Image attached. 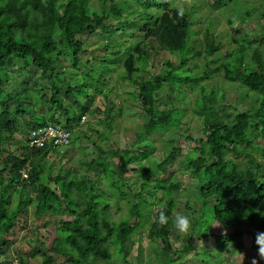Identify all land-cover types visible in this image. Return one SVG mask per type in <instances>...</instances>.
Masks as SVG:
<instances>
[{
  "label": "trees",
  "instance_id": "obj_1",
  "mask_svg": "<svg viewBox=\"0 0 264 264\" xmlns=\"http://www.w3.org/2000/svg\"><path fill=\"white\" fill-rule=\"evenodd\" d=\"M171 1L97 0V10L90 0H0V145L22 129V118H30V127L23 130L27 136L22 142V152L14 154L0 148V155L4 154L0 163V258L10 244L6 236L31 208L36 218L49 214L66 216L58 220L56 237L49 245L36 239L28 252L30 259L41 256L42 264H95L96 261L107 264L112 260L111 247L125 261L129 256L126 245L141 225L146 226L149 242L161 251L166 264L176 263L183 253L193 249L189 239H195L194 242L213 239L215 248L210 255L220 259L221 252L239 253L243 239L255 242V234L264 232V166L249 152L255 150L264 157V147L254 144L258 139L264 142V57L258 50L252 51L253 46L264 45L261 34L264 28L259 38L250 39L243 33L239 41L233 40L237 47L234 53L225 54L229 58L226 62L213 69L209 64L217 62L207 63L201 74L194 76L185 69L186 56L191 53L188 43L192 22L186 12L183 18L177 17L176 9L169 5ZM211 1L216 10L238 3V0ZM259 1L260 17L264 19V0ZM232 32L242 33L238 29ZM125 35L133 38L127 49L120 48L123 42L114 41L115 37ZM90 36L109 39L103 46L106 54L99 56V65L95 63L98 57L94 53L91 60H82L88 53L82 37ZM204 38L206 57H209L218 51L219 45H213L208 29ZM146 40L178 55L177 61H167L162 72L147 79L139 75L150 67L154 58L151 49L146 48ZM63 62L68 63V69L63 67ZM118 64L124 73L120 78L134 88L130 98L139 103L144 120L136 135L139 148L133 153L129 150L110 153L88 134L94 128L88 123L87 115L99 119L110 132L115 114H122L121 106L108 101L102 91L106 88L105 75ZM11 73L22 74L23 79L8 93L5 87L10 83ZM217 74H222L226 83L239 85L245 96L253 93V108L230 116L215 107V93L206 92L204 83ZM37 76L42 85L36 84ZM67 77H75L70 82L72 85ZM29 83H32L30 89ZM184 86L188 87V93ZM164 91L167 101L160 98ZM175 93L183 95L182 98L199 93L193 113L201 120L202 136L198 140L185 138L193 145L185 154L178 146L174 147L173 140L169 141L162 158L154 163L150 160L148 149L153 146L148 139L154 134L176 131L182 124L183 110L178 107L177 95L172 97ZM97 95H102L103 105H95ZM37 106H47L46 114L37 115ZM82 116L87 122H80ZM49 125L70 133L62 154L52 143L41 148L28 144L32 130ZM97 133L101 142L108 136ZM73 135L83 137L93 146L98 156L88 167L100 169L101 177L108 180L118 197L117 205L119 200H125L128 218L134 217V222L125 219L114 223L109 219L108 200L96 179L85 180L69 170L51 174L47 159L53 155L64 157L68 148L74 150ZM107 155L120 159L122 165L117 171L111 169ZM231 156L243 157V162ZM176 162L183 173L195 180L196 191L193 205L185 204L186 211L192 213L189 216L192 228L184 235L182 248H174L171 241L177 208L175 195L181 184L161 180V175ZM85 164L81 163V167ZM131 164L137 165L134 170L143 179L140 190L132 195L125 192L127 185L123 180L124 167ZM22 172L27 178H23ZM160 212L169 217L164 227L156 223ZM214 225L218 226L219 234L212 231ZM171 253L177 256L176 260L168 257ZM198 255L208 264V252H197ZM56 258L62 262L56 263ZM17 262L25 264L22 260ZM259 264H264V260Z\"/></svg>",
  "mask_w": 264,
  "mask_h": 264
},
{
  "label": "rangeland",
  "instance_id": "obj_2",
  "mask_svg": "<svg viewBox=\"0 0 264 264\" xmlns=\"http://www.w3.org/2000/svg\"><path fill=\"white\" fill-rule=\"evenodd\" d=\"M92 6L95 9H99V3L97 0H90ZM171 8H177L183 6L186 13L189 14V19L192 22L191 34L189 36L188 48L191 50L186 57L185 69L189 70L192 75H199L203 71L205 65L211 62H217L216 64H209V68L213 69L226 62L229 58L225 57L226 53H234L236 50V43L233 40L239 41L243 33L248 34L250 39L260 37L261 29L264 28V19H261L260 12L262 10L261 3L259 0H238L237 5H230L228 8L221 10L213 9V1L211 0H172L169 2ZM250 16H246V14ZM160 14V13H159ZM112 21V24H115ZM232 23V25H231ZM209 30L210 36L214 46L219 45L218 51L213 55L206 57V45L204 35L206 30ZM232 29L241 30L242 33L234 34ZM132 33V32H131ZM261 34H264L262 32ZM133 38L129 36L115 37L114 41L123 42L120 48H130L131 41ZM84 42V49L88 53L82 56V60H91L94 55L98 57L95 63L99 65V56L105 55L106 51L103 46L109 42V39L104 36L96 37H82ZM137 40H142L137 37ZM146 48H150L154 58L151 60L150 67H147L139 75L147 79L151 74H158L163 71L164 65L169 60L178 59V55L170 54L166 51L161 50L154 41L146 40ZM102 47V49H100ZM112 50V49H109ZM118 51L119 48H115ZM253 50H258L264 57V45H255L252 47ZM251 51V52H252ZM111 52V51H110ZM97 65V66H98ZM65 69L69 68L67 62H63ZM114 71L105 75V87L102 91L103 94H107V100L113 102L117 106H121L122 114H115V120L111 124L112 130L108 132V129L99 121L97 118H90L87 115V121L91 124L94 131H88L89 136L92 140L96 141L103 150L109 151L110 153L116 150H129L133 153L138 149L139 144L136 143L137 132L140 126L144 123L141 117V109L137 101H133L130 98L131 93H135L134 88L130 85L129 81H123L119 75H124L121 65H115ZM84 71V68H81ZM23 79L22 74L17 76L11 73L10 83L6 85L5 90L8 93H12L16 86L19 85ZM69 84L75 81V77L70 79L66 78ZM36 84L42 85L39 76L35 77ZM70 80V81H69ZM45 85H48L45 83ZM72 85V84H71ZM32 83H29V89ZM206 92L213 91L216 96L214 106L223 109L228 115L233 116L236 113L243 112L253 108L254 96L253 93L248 94L236 84H228L224 81L222 74L212 76L208 81L204 83ZM188 87L184 86V90L188 93ZM133 93V94H134ZM92 94V92H91ZM165 94L160 93V98L165 100ZM175 93L172 97H175ZM222 97H221V96ZM255 95V94H254ZM183 95H177L178 107L183 110L182 124L179 129L166 134H154L148 141L152 144V148L148 149L150 152V160L157 162L162 158L168 147V142L173 140L174 147L178 146L182 153L185 154L192 150V143L185 139L190 136L193 140H198L201 135V120L196 117L193 110L196 106V99L200 98L199 93H192L186 98H182ZM95 105H103L102 95H97L94 99ZM167 101V100H165ZM70 104H72L70 102ZM185 105V106H184ZM128 107L129 109H126ZM185 107V108H184ZM37 115L43 116L47 112V106H37ZM86 121V122H87ZM22 129L15 134L9 141L3 142L0 145L4 151L19 154L22 152V142L25 141L27 135L23 133V130L30 127V118L24 117L20 120ZM27 130V129H26ZM79 130L81 128L79 127ZM108 133L107 138L102 142L98 138L97 132ZM79 139V140H78ZM80 144V145H79ZM260 147H264V142L258 139L255 143ZM71 146L74 150L66 149L65 156H51L47 159V167L51 163L50 172L52 175L58 174L60 171L64 174L65 170L77 174L82 179H96L99 184L100 190L105 194L108 200L109 208L108 215L109 219L114 223H118L121 220H127L129 223L134 222V217L128 218L127 205L125 200H119L117 205L116 201L118 197L114 194L113 190L109 186L107 179L101 177L99 168L94 166L88 167V164L92 160H96L98 154L90 144L84 140L83 137L76 135L72 136ZM250 149V148H249ZM251 155L259 163L264 166V157H261L255 150L249 151ZM4 154L0 155V163ZM230 158L243 162V157L231 156ZM106 161L110 163L112 170L117 171V167L122 165L118 157H111L107 155ZM85 162V166L81 167V163ZM143 166L147 167L146 161H143ZM136 164L127 165L124 167L123 180L126 183L127 188L125 192L133 194L135 190L139 191V183L143 180L140 176V172H136ZM161 180L168 181L173 180L181 184V190L175 195L177 208L175 216L177 214H188L191 216V212H187L185 204L187 202H194L195 191V180L189 178L183 173L182 167L179 162H176L167 172L161 175ZM189 203V204H190ZM191 203V205H193ZM65 218V215H54L49 214L36 218L33 214V208L30 209L28 215L24 216L22 222L8 235L9 247L3 257L0 258V264H12L15 261L22 260L25 264H42L41 256L34 259L28 257V252L35 245L36 239L44 241L49 245L53 238L56 237V231L58 228V220ZM213 232L219 234L218 226L214 225ZM184 235L179 234L176 229L172 231V245L174 248H182L184 243L182 242ZM190 243H193V249L190 252L183 253L182 257L177 261L176 255L169 254L171 260H176L177 264H204L201 260V256H196L197 252H208V264H250L251 258L256 257L257 247L255 242L245 238L243 239V249L239 252H232V250H225L221 252V258L212 257L210 253L214 251L215 244L213 239H203L202 241H195L189 239ZM112 253V260L107 264H166L165 257L161 254V251L153 243H150L146 235V226L141 225L137 232L131 237L130 241L126 245V252L129 256L125 261L121 259V256L114 251V248H110ZM243 253L244 256L241 254ZM56 263H61L62 260L59 258L55 259ZM174 263V264H176ZM95 264H103L101 261H96Z\"/></svg>",
  "mask_w": 264,
  "mask_h": 264
},
{
  "label": "built area",
  "instance_id": "obj_3",
  "mask_svg": "<svg viewBox=\"0 0 264 264\" xmlns=\"http://www.w3.org/2000/svg\"><path fill=\"white\" fill-rule=\"evenodd\" d=\"M86 117L82 116L80 122L84 123ZM70 139V133L59 127L43 126L32 130L29 133L28 144L30 147L41 148L46 143H52V147L59 152L63 153L64 148L67 146ZM23 178H27L25 172H22ZM12 264H18L17 261Z\"/></svg>",
  "mask_w": 264,
  "mask_h": 264
},
{
  "label": "clouds",
  "instance_id": "obj_4",
  "mask_svg": "<svg viewBox=\"0 0 264 264\" xmlns=\"http://www.w3.org/2000/svg\"><path fill=\"white\" fill-rule=\"evenodd\" d=\"M184 14L185 10L183 6L176 8L177 17L183 18ZM156 223L160 227H164L169 223V217L160 212ZM173 226L179 234L188 235L192 228L191 218L186 214H177L173 219ZM255 245L257 247V255L251 258L250 264H259V261L264 260V232H257L255 234ZM241 254L244 256L243 253Z\"/></svg>",
  "mask_w": 264,
  "mask_h": 264
}]
</instances>
